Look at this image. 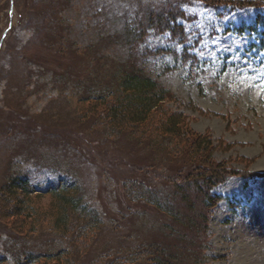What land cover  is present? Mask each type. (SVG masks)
Here are the masks:
<instances>
[{
  "label": "rangeland",
  "instance_id": "rangeland-1",
  "mask_svg": "<svg viewBox=\"0 0 264 264\" xmlns=\"http://www.w3.org/2000/svg\"><path fill=\"white\" fill-rule=\"evenodd\" d=\"M57 1L65 8L51 16ZM165 13L176 18L174 35L154 26ZM263 42L264 0H0V194L15 176L29 192L20 216L0 199V264L30 254L46 263L61 249L73 264L104 255L101 264H124V251L142 243L177 242L161 230L167 216L129 200L126 185L169 187L164 177L186 160L96 127L85 112L90 94L117 92L135 65L171 89L165 109L211 139L216 163L235 172L211 191L222 199L208 211L200 255L206 264H264ZM65 184L97 227L54 230Z\"/></svg>",
  "mask_w": 264,
  "mask_h": 264
},
{
  "label": "trees",
  "instance_id": "trees-1",
  "mask_svg": "<svg viewBox=\"0 0 264 264\" xmlns=\"http://www.w3.org/2000/svg\"><path fill=\"white\" fill-rule=\"evenodd\" d=\"M52 6L51 16H58L65 8L60 6V1L53 3ZM164 16L165 21L163 14H159L157 21H153L154 26L166 27L174 35L178 30L176 18L167 13ZM170 20L175 24L170 25ZM39 25L42 26V23L39 22ZM243 28L253 30L254 27ZM243 28L240 30L242 31ZM60 46L64 47V40ZM121 76L117 92L92 93L86 98L85 112L88 113L86 115L90 114L94 117L96 127L101 126L111 133H124L136 140L147 141L152 146L160 144L170 156L186 160L185 165L175 176L164 177L168 180L166 182L169 187L164 185L156 190L150 187V183L138 180H132L126 185V196L129 200L145 202L167 216L169 222L161 230L165 238H175L177 242L173 245L163 241L142 243L124 251L123 263L206 264V259L200 254H204L202 246L209 230L208 211L222 199V196L213 195L211 191L235 172L229 170L223 163H216L211 139L191 132L183 114L165 109L164 103L176 98L171 89L136 65L131 72ZM25 182L23 178L15 176L2 186L1 209L6 213L11 212L20 216L24 210L26 199L21 195L25 196L29 193L23 190L26 189ZM71 189H73L72 184H65L62 193L57 190L55 192L60 193L58 196L62 206L59 214H56L57 219L53 227L63 237L69 236L76 226L83 225L84 230L97 227L90 207L82 202L79 191L70 192ZM10 209L13 210L9 211ZM72 214H76L74 218ZM181 230L190 234H183ZM81 236L85 238L83 246L90 245L87 241L89 237L85 233ZM70 254L69 249L46 254V263L40 261L43 256L30 254L25 257V264H50L51 259L60 260L57 263L60 264L63 258L68 264H73L70 263L73 260ZM110 258L104 255L100 257L99 262H96L101 264L104 259ZM1 260L0 262L3 261Z\"/></svg>",
  "mask_w": 264,
  "mask_h": 264
}]
</instances>
